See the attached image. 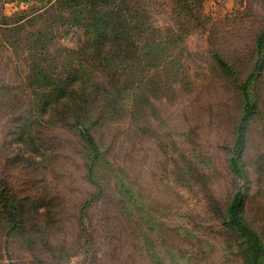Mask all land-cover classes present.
I'll use <instances>...</instances> for the list:
<instances>
[{
    "label": "rangeland",
    "instance_id": "rangeland-1",
    "mask_svg": "<svg viewBox=\"0 0 264 264\" xmlns=\"http://www.w3.org/2000/svg\"><path fill=\"white\" fill-rule=\"evenodd\" d=\"M12 1L0 0V13L27 18L0 31V194L16 222L0 200V264H248L227 221L237 191L264 264V57L255 66L264 0H139L168 36L164 50H142L116 72L99 61L82 80L67 6ZM250 75L254 106L235 176Z\"/></svg>",
    "mask_w": 264,
    "mask_h": 264
},
{
    "label": "trees",
    "instance_id": "trees-1",
    "mask_svg": "<svg viewBox=\"0 0 264 264\" xmlns=\"http://www.w3.org/2000/svg\"><path fill=\"white\" fill-rule=\"evenodd\" d=\"M69 9V14H74L72 22L66 24L75 29L74 36L79 46L72 52L77 59L78 74L70 73L69 76L82 80V72L89 67L96 65L99 61L106 66L115 67L120 61L126 58L132 59L139 56L142 50L162 49L167 44L168 36L159 35V30L153 28L145 21L144 12L140 10L139 0H59ZM14 14L7 17L0 13V31L8 32L16 29L25 17L24 13ZM13 28V29H12ZM42 31H36L31 34L35 45L40 44ZM256 69L264 57V30L256 37ZM154 49V50H155ZM215 61L218 66L228 73L233 70L219 56L215 55ZM38 67V65H35ZM253 75H250L241 85L240 91L245 102L244 115L236 130V138L232 146V153L229 160V166L235 176H240L242 168L239 166L241 151L245 140L244 123L252 114L254 102L250 94V84L253 82ZM40 83H47L43 76H37ZM77 80H75L76 82ZM66 87V86H65ZM65 89V88H64ZM75 123L79 139L87 145L93 152V156L98 159L100 153L96 142L88 128L85 126L82 116H77ZM243 175V173H242ZM1 183V180H0ZM3 183V182H2ZM6 190L3 189L0 194L1 209L3 215L11 224H16L9 200L5 197ZM243 195L237 191L230 201L227 213V221L231 227L238 232L244 239L247 246L248 264H263L262 246L257 235L242 222V204ZM14 212V210H13Z\"/></svg>",
    "mask_w": 264,
    "mask_h": 264
},
{
    "label": "crops",
    "instance_id": "crops-1",
    "mask_svg": "<svg viewBox=\"0 0 264 264\" xmlns=\"http://www.w3.org/2000/svg\"><path fill=\"white\" fill-rule=\"evenodd\" d=\"M46 1L47 0H13L11 4L15 8H24L28 5H39Z\"/></svg>",
    "mask_w": 264,
    "mask_h": 264
}]
</instances>
